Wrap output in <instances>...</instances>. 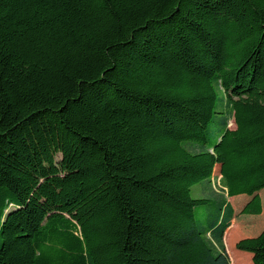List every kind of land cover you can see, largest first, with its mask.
Here are the masks:
<instances>
[{
  "label": "trees",
  "instance_id": "16d2710c",
  "mask_svg": "<svg viewBox=\"0 0 264 264\" xmlns=\"http://www.w3.org/2000/svg\"><path fill=\"white\" fill-rule=\"evenodd\" d=\"M263 189L264 0H0V264H231Z\"/></svg>",
  "mask_w": 264,
  "mask_h": 264
},
{
  "label": "rangeland",
  "instance_id": "374dc122",
  "mask_svg": "<svg viewBox=\"0 0 264 264\" xmlns=\"http://www.w3.org/2000/svg\"><path fill=\"white\" fill-rule=\"evenodd\" d=\"M223 187L222 177L220 175L219 167H216L214 176L211 182H205L201 184H196L192 187V195L194 197H209L215 194V192H220ZM225 190V189H224ZM233 202V198H229L234 206V217L231 220L230 226L227 228L223 242L229 257L231 259V264H253L252 254L248 252L240 251L236 248V243L246 237L257 236L264 229V189L260 192V197H258L259 204L255 210L249 212H243L241 205L242 201L249 199L248 195L237 196ZM241 234L237 239L232 242V234ZM233 244V246L231 245ZM231 247L232 250H231ZM231 251H233L236 263L232 258Z\"/></svg>",
  "mask_w": 264,
  "mask_h": 264
}]
</instances>
